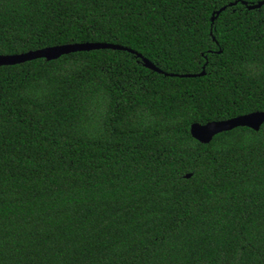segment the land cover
<instances>
[{
  "label": "trees",
  "instance_id": "1",
  "mask_svg": "<svg viewBox=\"0 0 264 264\" xmlns=\"http://www.w3.org/2000/svg\"><path fill=\"white\" fill-rule=\"evenodd\" d=\"M260 1L0 0V55L162 70L0 66V264H264V124L191 133L264 111Z\"/></svg>",
  "mask_w": 264,
  "mask_h": 264
},
{
  "label": "water",
  "instance_id": "2",
  "mask_svg": "<svg viewBox=\"0 0 264 264\" xmlns=\"http://www.w3.org/2000/svg\"><path fill=\"white\" fill-rule=\"evenodd\" d=\"M237 3L238 1L233 2L230 5L224 6L218 11H216L212 18L213 23L216 20L217 16L223 10H225L228 6H233ZM243 3L247 5L249 9L261 8L264 5V1H260L259 3L256 4H249L247 2H243ZM98 49H114V50L129 51L131 53L136 54L138 57L142 58L145 66L154 69L157 72H162V70L158 68L154 63H152L149 59L145 58L142 54L138 53L137 51L131 48L118 44L100 43V42L69 43V44L45 47L37 50H31L25 53L0 55V66L15 65L40 58H45L47 60H55L66 54L75 53L79 51L98 50ZM205 73L206 72L203 71L200 75H205ZM181 76L194 77L196 76V74H186ZM263 124H264V111H257L222 121H212L206 124L194 123L191 125V133L192 136L198 141L202 143H210L216 135L222 132L231 131L237 127H249L256 131H259ZM187 177L188 178L191 177V174H188Z\"/></svg>",
  "mask_w": 264,
  "mask_h": 264
}]
</instances>
